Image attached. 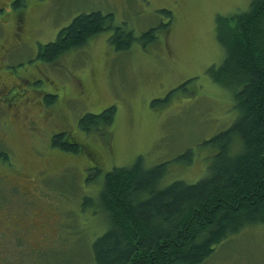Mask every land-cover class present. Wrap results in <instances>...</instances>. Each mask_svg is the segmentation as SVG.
<instances>
[{
  "label": "rangeland",
  "instance_id": "1",
  "mask_svg": "<svg viewBox=\"0 0 264 264\" xmlns=\"http://www.w3.org/2000/svg\"><path fill=\"white\" fill-rule=\"evenodd\" d=\"M1 1L0 86L32 81L21 97L10 94L16 114L0 106V152L9 158L0 161V264H95L92 244L108 224L99 205L105 172L140 156L148 167L167 162L165 183L205 177L212 157L205 141L237 117L229 91L206 73L223 59L215 18L244 11L250 0H18L17 8ZM161 8L172 11L164 29ZM94 11L112 14L113 28L56 63L37 59L39 45ZM20 14L27 43L6 59L5 73L2 48H14ZM116 26L136 36L156 28L157 38L118 52L108 42ZM110 106L108 136L78 128L86 113ZM57 133L71 135L79 151L53 147ZM202 264H264V221L229 236Z\"/></svg>",
  "mask_w": 264,
  "mask_h": 264
},
{
  "label": "trees",
  "instance_id": "2",
  "mask_svg": "<svg viewBox=\"0 0 264 264\" xmlns=\"http://www.w3.org/2000/svg\"><path fill=\"white\" fill-rule=\"evenodd\" d=\"M17 3L12 7H19ZM159 11L165 17L159 28H167L172 11ZM112 21V14L80 13L54 41L39 45L36 57L45 64L56 63L112 29ZM215 26L223 59L206 73L231 94L236 119L205 141L212 157L205 177L195 183H165L167 162L148 167L140 156L129 166L104 173L99 205L108 224L92 244L95 264H202L229 236L264 221V0H250L244 11L217 15ZM155 30L136 36L116 26L108 42L118 52L135 42L144 47L156 41ZM55 97L51 95L50 104ZM113 115V106L99 114L86 113L78 128L108 136ZM70 140L71 135L57 133L52 146L79 151L76 145L81 144ZM8 159L0 152L1 162Z\"/></svg>",
  "mask_w": 264,
  "mask_h": 264
},
{
  "label": "flooded vegetation",
  "instance_id": "3",
  "mask_svg": "<svg viewBox=\"0 0 264 264\" xmlns=\"http://www.w3.org/2000/svg\"><path fill=\"white\" fill-rule=\"evenodd\" d=\"M13 2H14V0L12 1V3ZM3 9H5V8H4V5H2V1L0 0V12ZM22 13H24V12H22ZM21 14L18 16V18H16V23L18 22L20 24H19V27L16 30H14L15 34H17V38L14 37V40H15V46H14V48H12V51L11 52L9 50L7 51V48H4V47L2 48V50L4 52L3 57H5L4 58V61H2V67L4 68L5 73H7V71L5 69V61H6V59L17 48H19L20 46H22V45H24V44L27 43V41H24L23 40V36H24L23 35V30H24V24H25L26 19ZM4 18L5 17H0V24H2V25H3ZM0 27H1V25H0ZM3 57L1 58V60L3 59ZM9 72H11V71H9ZM11 74L14 75V72H11ZM39 78L41 80H44L41 77H39ZM18 79L16 80V82H11V83H9L7 85H1L0 86V106H5V107L7 106L9 109H11L13 111V115L16 114L14 105H16V102H18V101H16L14 99L11 102V97H13L16 94H18L21 97L23 91H25L27 89V88H24V87L22 88V85L24 84V86H25V84H27L28 82H31L32 81V80L31 81H29V80L22 81V79H19V80ZM30 90H32V89H30ZM10 94H13V96H11ZM38 101L36 102L37 104H38ZM24 102H26V99H24ZM39 103H42V101H39ZM15 179L17 180V178H15ZM17 184H19L18 186H24L27 189L31 185V182L17 180L16 183H14V185H17ZM1 220L6 221L5 218H3ZM6 224L4 226H6ZM42 226H44V223L42 224Z\"/></svg>",
  "mask_w": 264,
  "mask_h": 264
}]
</instances>
